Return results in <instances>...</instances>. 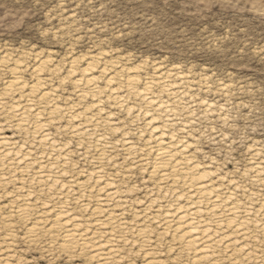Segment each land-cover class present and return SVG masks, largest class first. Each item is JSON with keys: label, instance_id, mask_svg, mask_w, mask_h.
Wrapping results in <instances>:
<instances>
[{"label": "bare ground", "instance_id": "6f19581e", "mask_svg": "<svg viewBox=\"0 0 264 264\" xmlns=\"http://www.w3.org/2000/svg\"><path fill=\"white\" fill-rule=\"evenodd\" d=\"M51 55H35L32 81L24 77L27 66L19 58L0 56V72L9 74L0 92V197H8L0 205L5 214L0 264H18L9 254L15 218L25 224L27 242L43 243L48 251L57 248L69 257L86 256L89 264H124L125 247L133 245L142 264H264V197L202 165L186 140L189 132L182 137L173 128L179 115L173 104L187 93L183 85L189 76L160 72L156 66L142 78L139 65L104 60L103 51L87 56L83 66L76 56L67 76L59 77V85L72 82L77 100L65 104L67 97L53 85L58 67ZM133 97L143 105L136 116L145 118L144 130L133 133L140 142L120 130L111 110L133 114L128 101ZM62 118L66 124L59 125ZM105 129L119 133L116 143ZM8 130L23 140L6 135ZM62 131L82 150L78 154L94 164L91 171L71 162L69 142L56 136ZM115 145L123 157L111 155ZM257 156L256 150L246 172L261 183L264 162ZM138 168L161 194L149 191L150 198L136 210L127 194L135 186H122V178ZM11 185L13 190H3ZM41 193L49 199L37 203ZM71 200L78 212L68 207ZM253 200H260L256 209ZM163 242L169 257L159 247Z\"/></svg>", "mask_w": 264, "mask_h": 264}, {"label": "rangeland", "instance_id": "374dc122", "mask_svg": "<svg viewBox=\"0 0 264 264\" xmlns=\"http://www.w3.org/2000/svg\"><path fill=\"white\" fill-rule=\"evenodd\" d=\"M100 51L106 52L104 60H114L117 65H139L142 78L151 76L156 66L160 72L189 76L183 85L187 93L173 104L179 114L173 128L182 137L189 132L186 140L196 149V159L202 165L225 180L233 179L258 198L264 197V182L252 181L246 172L256 150L264 162V0H0V56L19 58L27 66L24 77L32 81L35 55L52 53L58 67L53 85L60 96L67 97L63 103L77 101L72 82L67 79L59 85V77L67 76L71 58L81 56L83 66L87 56ZM8 79L9 74L0 72V92ZM99 85L103 86V81ZM128 101L135 112L112 108L114 121L140 142L133 133L144 130L145 118L136 116L143 105L134 97ZM62 119L59 125L66 124ZM105 130L116 143L119 133ZM5 133L23 140L15 130ZM56 136L69 142L74 166L91 171L94 164L78 154L82 150L69 135L62 131ZM119 149L115 145L111 155L123 157ZM130 171L124 174L122 186H135L127 194L133 208L139 210L151 190L156 196L161 193L141 169ZM238 194L246 197L244 191ZM37 197V203L49 199L45 193ZM7 201L8 197H0V205ZM259 201H251L252 208L256 209ZM76 206L71 200L68 207L78 212ZM3 216L0 211V222ZM131 218L129 212L128 220ZM13 226L16 237L9 254L18 264H89L86 256L69 257L57 248L48 251L43 243L27 242L25 224L16 218ZM4 232L0 229V249ZM159 247L169 257L166 243ZM125 248L124 264H142L135 245Z\"/></svg>", "mask_w": 264, "mask_h": 264}]
</instances>
